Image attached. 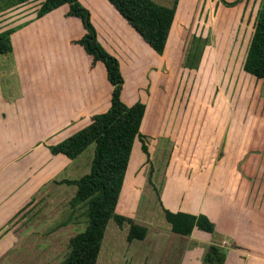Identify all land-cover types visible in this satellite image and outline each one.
Listing matches in <instances>:
<instances>
[{
    "label": "crops",
    "instance_id": "0c3cea01",
    "mask_svg": "<svg viewBox=\"0 0 264 264\" xmlns=\"http://www.w3.org/2000/svg\"><path fill=\"white\" fill-rule=\"evenodd\" d=\"M83 5L90 13L98 41L117 58L124 79L127 65L130 69L132 67L130 76L126 75L129 81L132 82L136 75L139 77V85L127 96L130 102L125 104L139 101L136 94L142 92L144 95L151 85L150 81L156 85V77L160 80L158 68H161L163 75L170 71L166 66L163 68L169 52L167 43L162 54L156 53L107 0H90L83 2ZM93 8L99 11H95L99 19L97 25ZM68 9V4H63L39 18L32 14L22 19L26 21L25 24L11 35V38L15 35L17 39L16 56L17 53L21 55V62L17 65L28 62L22 53L30 51L33 54L31 73L35 75L37 72L39 80L36 89L30 91V96L22 86L20 94L17 82L13 93H5L0 81V264H22L23 260H41L43 262L37 264H48L47 251V255L42 254V257L37 254L38 250L22 257L23 251H29L22 248V245H37L39 241L44 243L45 239L16 235L9 227L17 222L18 214L32 211L43 190L41 186L55 178L56 169H59L58 175L68 170L71 160H80L79 155L88 148L74 159H69L63 154H52L49 146L82 128L94 114L105 112L110 106L112 86L106 77V69L102 62L92 63L83 47L75 42L85 30L80 19L67 15ZM21 13L24 15L27 10ZM175 16L176 13L174 19ZM60 37L64 41L58 45ZM59 47H63V57L57 54ZM128 53L132 55L131 58ZM44 56L50 76L47 81L41 70ZM60 61L64 62L63 70L59 69ZM20 68L18 66L17 69ZM36 81L37 78L34 79ZM226 117L225 122L229 124V113ZM155 121L146 107L140 133L151 150H155L153 148L158 147L162 139H170V136L174 141L177 139V147L188 144L185 148H188L186 150L190 154L192 150L197 152L202 147H210L214 156L212 160L201 161L190 156L184 161L166 162L162 183L165 184L163 192L166 189L168 192L165 202L158 201L165 220L162 207L173 212L203 214L214 223V231L208 233L194 228L190 235H182L172 232L167 220L170 228L155 221L154 215L149 218L148 212L146 219L150 221L141 222L137 219L136 205L140 196L148 191L144 187L146 183L138 178L144 166V182H147L151 163H146L141 141L136 137L115 209L120 201L121 213L118 214L132 219L136 224H142L147 229L146 235L143 239L131 241L125 238V242H120L122 238L118 241L115 236L107 240V223L95 264H210L204 262L203 257L212 244L222 248L225 253L223 264H264V170L260 168L264 160H257L259 155L255 160L243 161L241 165H238L239 160H220L227 155L222 150V154L217 157L220 148L224 146L226 150L225 126L221 130L214 129V126L203 128L197 141V138L192 140L181 136L175 139L166 129L157 127ZM148 138H151L152 146L147 142ZM179 141L183 144L180 145ZM93 152L94 148L86 152L90 163ZM133 153L138 159L131 164ZM141 155L144 156L143 160H140ZM152 164L153 179L154 176L157 178L158 169ZM128 169L130 171L127 175ZM251 176L259 178V181L251 180ZM152 179L151 184H154ZM160 186L152 185L151 188L159 189ZM171 188H174V192H171ZM145 211L142 213L145 214ZM117 228V231H124L126 237L127 226L121 228L117 225ZM120 245L130 247L122 248L121 254H118ZM139 259L143 262H137ZM17 260L19 263H15Z\"/></svg>",
    "mask_w": 264,
    "mask_h": 264
},
{
    "label": "rangeland",
    "instance_id": "374dc122",
    "mask_svg": "<svg viewBox=\"0 0 264 264\" xmlns=\"http://www.w3.org/2000/svg\"><path fill=\"white\" fill-rule=\"evenodd\" d=\"M78 1L82 6H84L83 2H90V0ZM155 1L166 5H172L174 2V0ZM260 1L178 0L174 23L172 28L170 27L168 40H166L169 52L166 64L163 66V68L165 66L170 68V71L163 75V71H160L161 68H158L160 80H157L158 77H156V85L150 81L151 85L144 95L142 92L136 94V99L143 102L149 109L150 116L155 118L157 127L166 129V132L175 139L181 136L182 138L189 137L192 140L197 138L198 141L203 128L214 126V129L221 130L225 126L226 150H224V146V149L220 148L217 157L222 154V150L226 151L227 155L220 160H239L238 165H241L245 160H255L257 155H259L257 160H264V79L250 75L242 69ZM42 2L43 0H28L15 4L14 0H0V32L8 31L10 33L9 38L12 46L10 52L0 54V81L5 93L15 91V82H17L20 94H22L21 86L26 89V94L29 96L31 95L30 91L33 88L36 89L39 75L37 72L35 75L31 73L33 54L30 51L22 53L28 62L17 65L21 62V55L17 53L19 56H16L17 39L15 35L11 38V35L25 24L26 21H22V19L29 18L32 14H35V18L41 17L37 15V12ZM23 10H27L24 15L21 13ZM93 11L94 21L97 25L99 19L96 13L99 11L97 8H93ZM59 39L58 45L64 41L62 37ZM57 54L59 57H63V47H59ZM128 55L131 58L132 55L130 53ZM122 57L124 58V56ZM181 57L182 62H180ZM43 59L41 70L47 81L50 77L47 69L48 62H46L45 56ZM126 61L128 63L129 59ZM190 65H196V67L190 68ZM18 66L22 68L17 69ZM63 67L64 62L60 61L59 69L63 70ZM130 70L132 67L130 69V66L127 65L124 69L125 79L123 77L125 85L121 100L126 104L130 102L127 96L134 92L136 85L140 83L138 75L135 77L133 75V81H129ZM35 78H37L36 82H34ZM227 113H229V124L228 121L225 122ZM221 114L225 115L221 116ZM171 131L175 133L172 134ZM142 137L141 134V142ZM169 138L172 140L160 138L162 140L158 147L153 148L155 150H151L148 145H146V152L142 150L146 155V163L150 162L151 168L147 173V182H144L145 167L143 166L140 171L138 179H142L143 183H146L144 187L146 186L148 191L140 196L138 206L136 205L138 220L141 222L150 221L146 219L148 212L149 218L154 215L153 219L165 225V228H170L171 224L169 225L167 219L165 220L158 201L165 202V195L168 192L167 189L163 192L165 184L162 183L166 162L180 159L184 161L190 156H195L201 161L212 160L214 157L210 147H202L197 152L192 150L190 154V151L186 150L188 148H185L188 144L184 143L186 144L183 145L184 147H177V139L174 141L170 136ZM147 142L152 146L151 138H148ZM179 144L183 143L179 141ZM92 148H94L93 144L88 146L84 153L79 155L80 160H71L68 170L58 175L59 169H56L55 178L41 186L43 190L40 191L39 200L35 203L36 205H33L32 211L18 214L17 222L9 227L16 235L45 239L44 243L49 241L48 244L39 241L40 244L37 245H22V248L29 250L22 252L23 258L25 254L35 250H38L37 254L40 256L47 251L46 253L49 254L48 264H61L70 250V237L84 229L87 223V205L83 203L73 205L71 201L75 195L76 185L60 181L78 179L88 171L90 160H88L89 155L86 152ZM135 154L131 157V164L133 160L138 159ZM143 158L144 156L141 155L140 160ZM152 162L158 169L157 178L159 180L155 176L153 179L151 178L154 170ZM142 165L143 163L140 166ZM260 168L264 170V163ZM238 169L240 171V168ZM129 171L130 169H128L127 175ZM63 177L65 178L63 179ZM151 179L154 184H151ZM250 179L259 181V178H253V176ZM152 185L161 186L159 189L154 188L155 191L151 188ZM172 191L174 192V188H171ZM120 205L119 201L118 207L115 209L117 214L121 213ZM143 211L145 214L142 213ZM116 224L114 219H109L105 231L107 240L115 236L117 240L122 238L120 242H125V232L117 231L118 224ZM129 225L127 221H124L118 226L121 228L127 226L129 229ZM118 247V254H121L122 248L126 249L130 246L123 245L122 247L120 245ZM220 249L222 250V248ZM139 261L143 262L142 259L137 262ZM40 262L43 261L23 260L22 264ZM15 263H19V261L17 260Z\"/></svg>",
    "mask_w": 264,
    "mask_h": 264
},
{
    "label": "trees",
    "instance_id": "16d2710c",
    "mask_svg": "<svg viewBox=\"0 0 264 264\" xmlns=\"http://www.w3.org/2000/svg\"><path fill=\"white\" fill-rule=\"evenodd\" d=\"M14 1L18 4L28 0ZM107 1L156 53H163L178 0H174L172 5L161 4L155 0ZM63 4H68L67 15L80 19L85 30L82 37L75 42L83 47L92 63H103L106 77L112 86L110 106L105 112L94 114L88 124L49 146L52 154H63L73 159L90 144H94L89 171L78 179H64L60 182L76 185L71 201L73 205H87V223L82 231L70 237V250L61 264H95L110 218L119 226L124 221L130 224L126 235L128 241L143 239L146 235V227L115 213L134 139L138 137L141 140L140 125L146 106L141 101L126 105L121 100L124 80L119 62L98 41L90 13L78 0H43L37 15L42 16ZM9 34L8 31L0 32V54L12 50ZM193 67L196 65H190V68ZM242 69L250 75L264 79V0L260 1L256 13ZM141 148L144 152L147 151L143 140ZM163 210L171 224V230L175 233L190 235L194 228L208 233L214 230V223L203 214L172 212L165 208ZM224 259L222 250L213 244L208 247L203 257L204 262L210 264H223Z\"/></svg>",
    "mask_w": 264,
    "mask_h": 264
}]
</instances>
